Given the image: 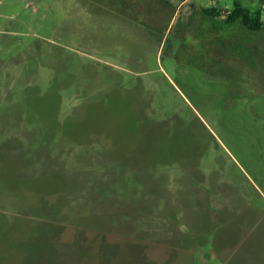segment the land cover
<instances>
[{
	"label": "rangeland",
	"instance_id": "rangeland-1",
	"mask_svg": "<svg viewBox=\"0 0 264 264\" xmlns=\"http://www.w3.org/2000/svg\"><path fill=\"white\" fill-rule=\"evenodd\" d=\"M180 1L0 0V264H264V0Z\"/></svg>",
	"mask_w": 264,
	"mask_h": 264
},
{
	"label": "trees",
	"instance_id": "trees-1",
	"mask_svg": "<svg viewBox=\"0 0 264 264\" xmlns=\"http://www.w3.org/2000/svg\"><path fill=\"white\" fill-rule=\"evenodd\" d=\"M229 13V12H228ZM228 22L240 21L246 28L251 30H261L264 27L261 14L251 16L250 12L239 5H235L233 11L228 15Z\"/></svg>",
	"mask_w": 264,
	"mask_h": 264
},
{
	"label": "crops",
	"instance_id": "crops-1",
	"mask_svg": "<svg viewBox=\"0 0 264 264\" xmlns=\"http://www.w3.org/2000/svg\"><path fill=\"white\" fill-rule=\"evenodd\" d=\"M236 5H239V4H236ZM193 6H194L193 0H182L178 2L177 7H178V10H184L186 14L191 15L193 13Z\"/></svg>",
	"mask_w": 264,
	"mask_h": 264
}]
</instances>
